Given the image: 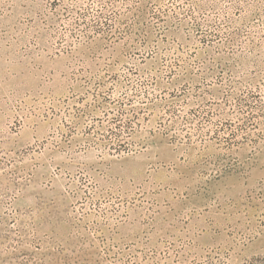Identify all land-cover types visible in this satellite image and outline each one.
Wrapping results in <instances>:
<instances>
[{
  "label": "rangeland",
  "instance_id": "rangeland-1",
  "mask_svg": "<svg viewBox=\"0 0 264 264\" xmlns=\"http://www.w3.org/2000/svg\"><path fill=\"white\" fill-rule=\"evenodd\" d=\"M0 264H264V0H0Z\"/></svg>",
  "mask_w": 264,
  "mask_h": 264
}]
</instances>
